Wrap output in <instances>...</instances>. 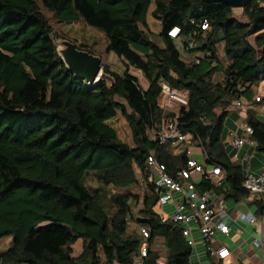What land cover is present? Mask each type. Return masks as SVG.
<instances>
[{"label": "trees", "instance_id": "trees-1", "mask_svg": "<svg viewBox=\"0 0 264 264\" xmlns=\"http://www.w3.org/2000/svg\"><path fill=\"white\" fill-rule=\"evenodd\" d=\"M40 1L60 23L83 22L102 32L107 53L140 71L148 87L142 89L128 69L118 73L107 66L96 84L76 78L58 55L36 0H0V240L11 239L0 264H139L144 243L143 264H157L163 254L154 248L158 239L167 264H190L181 227L157 212L159 193L147 165L153 155L172 174L185 165V153L159 146L151 134L163 120L175 119L225 175L222 186L206 182L201 191L236 202L246 195L243 166L225 155L222 140L227 117L238 116L231 108L244 97L251 104L245 121L254 147L264 152V121L254 113L260 106L252 92L264 79V0H243L240 18L221 2L156 0L151 14L160 23L161 46L148 34L153 0ZM173 29L179 30L175 38L169 36ZM219 71L222 81L213 82ZM163 84L187 93L176 113L157 103ZM118 112L132 147L108 125ZM88 175L99 187L86 186ZM140 183L142 209L134 220L147 239L140 228L129 232L131 204L139 197L110 190ZM257 216L263 217V203ZM78 240L82 250L74 257L71 246Z\"/></svg>", "mask_w": 264, "mask_h": 264}, {"label": "built area", "instance_id": "built-area-1", "mask_svg": "<svg viewBox=\"0 0 264 264\" xmlns=\"http://www.w3.org/2000/svg\"><path fill=\"white\" fill-rule=\"evenodd\" d=\"M203 30L206 25L201 27ZM179 30H172L169 35L171 38L178 36ZM192 48V44H189ZM185 54V52H184ZM186 58H189L188 54ZM167 99L165 110L171 109L172 103H176V109L187 103V93L176 91L169 86L163 84L161 86V94ZM159 98V97H158ZM255 103L260 106V113L264 114V93L255 96ZM251 108L246 98L242 97L236 101L231 108L232 112L236 111L243 120L237 124L235 130L227 133L226 141L236 150L239 151L244 145L254 147L252 140L253 130L247 125L246 113ZM173 109V108H172ZM239 132H242L240 134ZM151 138L157 142L159 146L169 145L175 153H185L186 163L183 167L174 169L173 173H169L166 166L159 163L155 156L151 155L147 158L149 180L153 183L155 189L159 193L157 206L172 205L173 213L170 221L181 227V233L186 244L192 250L195 246V240L192 233L196 230L200 237L201 243L205 246V250L212 258L218 261L230 258V250L225 246L214 248L212 241L217 234L227 236L229 233L226 208L223 206V200L214 191H201L199 184L210 182L215 187L222 186L225 181V175L220 167L209 164L204 157L200 147L192 146L190 136L183 134L178 129L175 119L163 120L159 129L151 134ZM197 151L198 153H195ZM203 159V163L198 158ZM242 165V161L235 158ZM244 179L242 188L248 196H253L263 202V219H264V169H261L256 176L249 175L248 169H243ZM236 220L254 225L255 232L260 234L264 231L260 226H256L255 216L248 213H239ZM140 233L144 239L149 237L146 229L140 228ZM157 243V241H156ZM156 243L154 248H156ZM256 245H263V242L254 241ZM148 255L146 243L142 245L139 251L138 263L143 264V260ZM165 253L161 254L157 260V264H167Z\"/></svg>", "mask_w": 264, "mask_h": 264}, {"label": "rangeland", "instance_id": "rangeland-1", "mask_svg": "<svg viewBox=\"0 0 264 264\" xmlns=\"http://www.w3.org/2000/svg\"><path fill=\"white\" fill-rule=\"evenodd\" d=\"M154 1H152V4L148 10L147 13V26H148V34L151 36V41H153L156 45L161 46L160 39L158 38V34L161 30L160 23L157 19H155L151 12L154 10ZM36 3L38 5V8L40 12L44 15L46 18L48 25L51 28V38L56 45V48L58 50V47L63 51L64 47L61 45L64 41H70L74 43L75 45H81L84 46L85 48L89 49L94 55L100 57L101 62L103 67L107 66L109 67L112 71L121 73L123 70L128 69L129 73L136 77L137 82L139 86L142 89H147L148 87V82L145 80L143 75L140 73V71L128 66L122 59L117 58L113 53H107L106 47H107V40L104 36V34L92 27L87 26L83 22L80 23H72V24H65V23H60L57 21L50 12L46 11L43 6L41 5L40 0H36ZM234 15L237 18L241 17V12L239 9H236L234 11ZM250 42L252 43V39H250ZM61 43V44H60ZM259 52V50H258ZM218 53H219V61L223 67L226 66V60L223 57V52H222V46L218 48ZM189 56V55H188ZM191 58V57H190ZM223 79V73L221 71L216 72L213 75V82H221ZM253 94L254 96L260 95L264 93V79L258 84V86L253 88ZM157 103L159 107L163 110H165V106L167 103V99L165 98L164 95H160ZM171 109L165 110L166 113L168 112H174L176 113L178 109H176V103H172ZM173 108V109H172ZM216 114L221 115L224 113L220 109H216ZM236 112V111H234ZM254 113H258L257 111H254ZM259 120L264 121V117L258 116ZM228 119V118H227ZM227 121V120H226ZM226 123V122H225ZM108 125L113 128L119 140L129 146H133L132 143V137H131V132L128 127V124L124 120V118L121 116V114L118 112L117 116L108 122ZM226 124H224V132H226ZM195 153H198L197 151H194ZM200 162L203 163V159L200 157L198 158ZM137 178L139 177V174L137 175ZM86 186L94 190L95 188L99 187V183L96 180L94 176L88 175L86 176ZM143 183H140L137 187L130 188L128 190H114L110 189L111 193H127V194H132L136 195L139 197L140 201L137 203H132L131 204V212L133 214V219L129 222V232L132 231H138L140 228V225L136 223V220L139 217V210L142 209L141 206V198L143 197ZM172 207L170 205H165L163 207H158L157 211L159 214H161L164 218L170 217L172 215ZM11 244V239L10 238H3L0 240V254L5 251ZM72 250V256L76 257L81 253L82 250V242L77 241L74 245L71 246ZM203 249L198 247V252H201ZM195 254L190 258V262L193 264H198V261L196 257H194ZM116 264H121V263H116Z\"/></svg>", "mask_w": 264, "mask_h": 264}, {"label": "crops", "instance_id": "crops-1", "mask_svg": "<svg viewBox=\"0 0 264 264\" xmlns=\"http://www.w3.org/2000/svg\"><path fill=\"white\" fill-rule=\"evenodd\" d=\"M260 116H264L258 111ZM233 116L227 117L226 132L223 134L222 140L225 146V155L230 158L231 162L242 161L243 169L249 170V175L256 176L261 169H264V152L257 151L255 147H249L244 145L239 151H236L227 141V133L230 130H235L237 124H239L243 118L237 116L235 121L232 120ZM240 133V132H239ZM233 154V157L231 155ZM223 200V206L227 210V214L230 217L228 220L229 233L227 236L217 234L212 241L214 248L225 246L230 250L231 256L227 260L218 261L212 258L205 250V246L201 243V237L199 233L194 230L192 237L195 240V246L191 250L190 258L195 254L198 264H264V231L260 234L255 232L256 227L254 225L246 224L236 220V216L239 213H252L256 219V226H260L264 229V219L257 216L258 204L263 203L262 200H258L253 196L247 194L240 200L234 201L231 198H226L224 194H218ZM165 206V205H164ZM173 209V206L170 205ZM163 207V206H162ZM158 212V211H157ZM173 213V210H172ZM170 218V217H167ZM258 240L263 242V245H255L254 241ZM156 248L163 251V241L161 239L156 240ZM198 247L202 248L201 252H198ZM190 264H193L189 261Z\"/></svg>", "mask_w": 264, "mask_h": 264}, {"label": "water", "instance_id": "water-1", "mask_svg": "<svg viewBox=\"0 0 264 264\" xmlns=\"http://www.w3.org/2000/svg\"><path fill=\"white\" fill-rule=\"evenodd\" d=\"M209 3L221 2L228 4L232 8H242L243 0H207ZM64 49L61 54L62 62L65 64L67 70L71 72L76 78L86 80L88 84H96L104 77L102 69L103 65L100 57L90 54L87 51L79 50L75 44L70 41L62 43Z\"/></svg>", "mask_w": 264, "mask_h": 264}, {"label": "bare ground", "instance_id": "bare-ground-1", "mask_svg": "<svg viewBox=\"0 0 264 264\" xmlns=\"http://www.w3.org/2000/svg\"><path fill=\"white\" fill-rule=\"evenodd\" d=\"M60 44H61V43H60ZM61 45H62V44H61ZM58 51H59V53L61 54L62 51H61V49H60L59 47H58Z\"/></svg>", "mask_w": 264, "mask_h": 264}, {"label": "clouds", "instance_id": "clouds-1", "mask_svg": "<svg viewBox=\"0 0 264 264\" xmlns=\"http://www.w3.org/2000/svg\"><path fill=\"white\" fill-rule=\"evenodd\" d=\"M174 30V29H173ZM170 36V35H169Z\"/></svg>", "mask_w": 264, "mask_h": 264}]
</instances>
